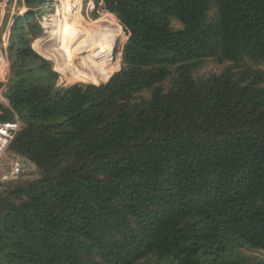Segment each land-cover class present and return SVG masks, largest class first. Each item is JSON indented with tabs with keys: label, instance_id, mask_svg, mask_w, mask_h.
Here are the masks:
<instances>
[{
	"label": "trees",
	"instance_id": "trees-1",
	"mask_svg": "<svg viewBox=\"0 0 264 264\" xmlns=\"http://www.w3.org/2000/svg\"><path fill=\"white\" fill-rule=\"evenodd\" d=\"M51 1L10 26L0 120L40 178L0 189V264H264L221 258L264 253V0H95L75 76L31 47Z\"/></svg>",
	"mask_w": 264,
	"mask_h": 264
},
{
	"label": "rangeland",
	"instance_id": "rangeland-1",
	"mask_svg": "<svg viewBox=\"0 0 264 264\" xmlns=\"http://www.w3.org/2000/svg\"><path fill=\"white\" fill-rule=\"evenodd\" d=\"M19 2H21V3H19ZM90 2H91V0H82V7H81V1H80V11L81 12H78L76 9L78 7V3L75 4L76 0H52L50 5L46 8L45 7L33 8L32 12H34V14H35V19H36V22L38 23V25L40 26V31H37L35 35L31 36V38H32L31 39V47L33 48V43L36 40H41V44L44 45V49H46L47 47L51 48V45L54 43V40L51 39V36L49 34L50 29L52 27H56V28L60 27L62 24L72 25L73 24L72 18L76 17L77 15L79 17L86 18L88 20H90V19L93 20V19H96V18L103 16L105 13H108V12L102 10L101 8H99L100 5L102 4V2H99L98 5L96 4L95 0H93V4H91ZM25 9H27V7L24 6L23 0H3L0 13H1V15L5 14L4 24H7V21H9L10 18H13L15 20V18H16V17H14L15 15L12 16L10 14H12L13 12L16 11L17 12L16 14L19 15L22 12L26 11ZM37 10H39L40 13H36ZM65 12L70 13V15H72L73 17L65 18L66 17ZM94 14H97L98 16L96 17ZM12 22L14 23V21H12ZM96 37H103V39H104L103 45L106 44L111 39L110 33L105 31L101 34H98V35H95L94 37H92L88 41V43L95 40ZM127 38H128V36L126 35V33L122 27V30H121L122 44H121L120 50H119V55H120L119 66L115 70V72L118 71L121 67V64H120L121 53H122L121 51H122V47H123ZM88 43L85 45V47H83L81 49V51L87 47ZM47 60H49V59H47ZM49 61L51 62L52 67L54 69L55 64L51 60H49ZM228 65L229 64H227V63L218 64V63L214 62L212 59H206L202 65V67L197 72H195L194 75H195V77L196 76L200 77V76H205L211 72H221ZM9 67H10V62H9ZM57 74H58V76H57L56 86L73 85L72 83H69L68 81H67L68 82L67 83L66 80L63 78V76L59 72H57ZM84 77H85V72L83 71V74H82L80 79H83ZM100 83H103V82H99L98 84H100ZM78 84H93V83H78ZM1 188H2V186H0V189ZM237 253L238 254L246 253L247 255L252 256L254 258H264V253L262 251H258V250L234 251L232 249H229L226 252H223L221 254V258H223V259H228V258L234 259L237 255Z\"/></svg>",
	"mask_w": 264,
	"mask_h": 264
},
{
	"label": "built area",
	"instance_id": "built-area-1",
	"mask_svg": "<svg viewBox=\"0 0 264 264\" xmlns=\"http://www.w3.org/2000/svg\"><path fill=\"white\" fill-rule=\"evenodd\" d=\"M93 4V0L91 2ZM16 11L10 15L17 17ZM14 21L10 18L5 22V14L0 16V103L8 105L3 93L8 83L10 68L7 46L10 38V26ZM4 26V29H3ZM0 114L3 111L0 109ZM21 122L17 113L12 111L9 120H0V186L5 183L18 181H35L40 178L37 164L26 155L18 152H8V146L15 134L21 129Z\"/></svg>",
	"mask_w": 264,
	"mask_h": 264
},
{
	"label": "bare ground",
	"instance_id": "bare-ground-1",
	"mask_svg": "<svg viewBox=\"0 0 264 264\" xmlns=\"http://www.w3.org/2000/svg\"><path fill=\"white\" fill-rule=\"evenodd\" d=\"M80 1L82 7V0H76L75 3H78V7L76 8L78 12H81ZM2 3L3 0L0 2V10L2 8ZM65 14V18L73 17L68 12H65ZM0 16H2L1 13ZM72 20V25L62 24L60 27H52L50 29L49 34L51 39L54 40L51 48L47 47L44 49L41 40H36L33 43V48L51 60L55 64L54 69L70 76H75L90 62L85 54L82 53L81 49L85 47L92 37L105 32L106 29L96 25L92 19L88 20L78 15L73 17Z\"/></svg>",
	"mask_w": 264,
	"mask_h": 264
},
{
	"label": "water",
	"instance_id": "water-1",
	"mask_svg": "<svg viewBox=\"0 0 264 264\" xmlns=\"http://www.w3.org/2000/svg\"><path fill=\"white\" fill-rule=\"evenodd\" d=\"M2 0H0V2H1ZM106 82V81H105ZM104 83V82H103ZM96 85H98V84H96Z\"/></svg>",
	"mask_w": 264,
	"mask_h": 264
}]
</instances>
